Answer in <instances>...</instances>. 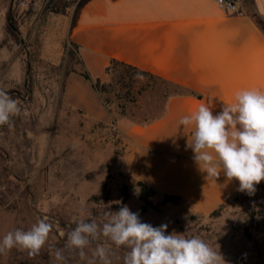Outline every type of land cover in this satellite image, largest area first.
I'll list each match as a JSON object with an SVG mask.
<instances>
[{
  "label": "crops",
  "instance_id": "obj_1",
  "mask_svg": "<svg viewBox=\"0 0 264 264\" xmlns=\"http://www.w3.org/2000/svg\"><path fill=\"white\" fill-rule=\"evenodd\" d=\"M234 1L236 13L214 0H88L82 6L64 43L77 48L80 66L59 74L62 93L51 111L60 115L67 143L77 151L83 197L97 193L106 181L116 197L123 187L135 196L138 183H143L155 192L153 204L166 195L180 197L188 214L206 216L241 192L239 181L223 173L216 180L208 178L188 147L194 125H179L202 104L215 115L234 103L238 92L264 91V32L252 18L256 13L264 19V0ZM61 59L47 57L51 64ZM112 60L175 82L195 95L169 98L163 116L145 125L115 123L121 133L116 136L99 93L81 75L85 71L91 79L104 81ZM32 92L40 95L36 89ZM94 168L98 180L87 191ZM141 207V221L152 225L145 214L156 210ZM175 223L180 229L177 218Z\"/></svg>",
  "mask_w": 264,
  "mask_h": 264
},
{
  "label": "rangeland",
  "instance_id": "obj_2",
  "mask_svg": "<svg viewBox=\"0 0 264 264\" xmlns=\"http://www.w3.org/2000/svg\"><path fill=\"white\" fill-rule=\"evenodd\" d=\"M83 2L0 0V89L7 91L22 109L20 115L12 117L11 127L0 126V239L15 229L26 231L44 218L53 225L48 244L64 251L67 264H88L96 247L93 243L85 249L83 259L78 250L65 248L67 234L76 226L74 221L84 218L103 223L110 211L122 207L123 199V188L116 197L107 189V181L97 193L81 195L82 170L78 167L77 151L67 143L60 115L51 111L54 100L60 101L62 93L59 74L80 66L74 47L64 43L69 24L75 23ZM52 55L60 56L61 63L51 64L47 57ZM108 80L107 76L103 82ZM145 81L146 78L136 76L132 94L122 101V111L114 93L105 95L112 99L110 112L106 109L114 124H143L163 110L165 86L157 83V88L138 94ZM34 89L39 96L33 95ZM122 91L126 93L125 89ZM51 98L53 101L48 102ZM117 125L116 136L121 135ZM120 142L117 137V145ZM98 173L95 168L89 172L87 191L96 186ZM138 192L137 188V195ZM128 195L131 196L129 192ZM137 195L128 199L127 206L142 215V202ZM145 215L154 227L167 224L168 234L176 232L203 239L220 252L225 264H264L261 183L256 185L253 195L241 191L214 214L190 215L181 203H170ZM97 243L112 249V264H123L126 249H117L103 237ZM48 244L36 256L13 248L7 255H0V264H57L54 248L50 249Z\"/></svg>",
  "mask_w": 264,
  "mask_h": 264
},
{
  "label": "clouds",
  "instance_id": "obj_3",
  "mask_svg": "<svg viewBox=\"0 0 264 264\" xmlns=\"http://www.w3.org/2000/svg\"><path fill=\"white\" fill-rule=\"evenodd\" d=\"M21 106L7 91L0 89V126H12V117L20 115ZM179 125H194L192 143L188 144L208 178L216 180L221 173L228 180H238L239 190L253 195L256 185L264 180V91L238 92L234 103L213 115L200 105L191 115L179 120ZM68 232L65 248L78 250L81 259L93 243L88 264H112V249L103 243L106 238L117 249H126L123 264H225L220 252L199 237L167 233V224L154 227L142 222L138 212L127 205L109 212L103 223L80 218ZM53 225L38 219L30 229H15L0 239V255L16 248L36 256L49 242ZM50 249L54 246L48 244ZM57 264H67L64 251L54 248Z\"/></svg>",
  "mask_w": 264,
  "mask_h": 264
},
{
  "label": "trees",
  "instance_id": "obj_4",
  "mask_svg": "<svg viewBox=\"0 0 264 264\" xmlns=\"http://www.w3.org/2000/svg\"><path fill=\"white\" fill-rule=\"evenodd\" d=\"M88 0H84V2L81 4L80 9L82 6L87 2ZM246 1V0H244ZM79 9V10H80ZM252 18L254 19L255 23L260 27V29L264 32V19H262L258 14L254 13L252 14ZM75 23L72 24V26ZM75 52L77 53V48L71 44ZM79 62V59H78ZM71 70H66L65 74H68ZM106 74L109 77V80L107 82H103L100 79H91V77L87 74V72L82 71L81 75L88 81H90L93 85V88L99 93L103 104L105 107L109 110L110 112V106L112 104V99L105 97V95L114 93L113 95L116 98L117 101V106L121 111L124 109V105L122 101L125 99V97H129L132 94V89L135 88V78L136 76H142L143 78H146L145 83L139 88L138 94H140L143 91H147L148 89H155L157 88L158 84L157 83H162V86H165V89L162 93V97L164 99V108L160 112V114L150 121H146L143 124L139 125H145L147 123H150L161 116L165 113L166 109V103L169 98L176 96V95H182V94H190V95H195V92L191 89H188L184 86H181L175 82L163 79L157 75H154L150 72L141 70L137 67H134L132 65L117 61V60H112L109 66L106 68ZM120 88V90L117 88ZM126 90V93H123L122 90ZM123 94H122V93ZM104 185V184H103ZM104 187V186H103ZM137 188L139 189L138 192V197L142 201L143 205L141 209L144 211L148 207H151L157 211L160 210V207L164 206L167 203H172V204H178L180 203V197H175V196H164L163 201L159 205H155L152 202V197L155 194L153 189L150 187L146 186L143 183H138ZM128 196V190L126 187H123V199L122 203L124 200H126ZM219 209V208H218ZM217 211V209L215 210ZM215 211H213L211 214H214Z\"/></svg>",
  "mask_w": 264,
  "mask_h": 264
},
{
  "label": "built area",
  "instance_id": "obj_5",
  "mask_svg": "<svg viewBox=\"0 0 264 264\" xmlns=\"http://www.w3.org/2000/svg\"><path fill=\"white\" fill-rule=\"evenodd\" d=\"M226 9L228 13L239 12V7L234 0H214Z\"/></svg>",
  "mask_w": 264,
  "mask_h": 264
}]
</instances>
